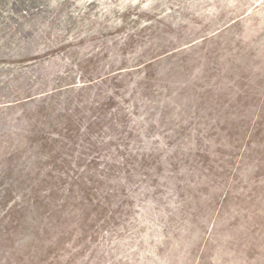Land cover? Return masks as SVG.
<instances>
[{
	"label": "rangeland",
	"instance_id": "obj_1",
	"mask_svg": "<svg viewBox=\"0 0 264 264\" xmlns=\"http://www.w3.org/2000/svg\"><path fill=\"white\" fill-rule=\"evenodd\" d=\"M0 264H264V0H0Z\"/></svg>",
	"mask_w": 264,
	"mask_h": 264
}]
</instances>
